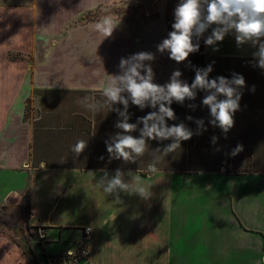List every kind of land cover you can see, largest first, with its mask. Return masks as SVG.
Segmentation results:
<instances>
[{"label": "crops", "instance_id": "crops-1", "mask_svg": "<svg viewBox=\"0 0 264 264\" xmlns=\"http://www.w3.org/2000/svg\"><path fill=\"white\" fill-rule=\"evenodd\" d=\"M122 1L0 0V202H27L26 222L40 233L45 254L52 255L46 249L55 244L62 249L75 243L72 249H62L68 254L85 245L87 256L77 264L264 263V224L258 223L264 215L257 219L254 214L238 213L232 198L223 193L220 199V185L204 184L212 189L209 198L204 193L187 197V190L200 183L176 176L190 173L167 168L153 175L140 174L142 169L134 166H73L58 156V144L51 146L53 136L91 135V121L83 123L81 118L72 129V116L83 117L76 112L43 120L35 110L41 108L38 102H46L47 94L61 100L102 93L101 84L108 82L109 75L120 73L121 58L153 53L154 83H168L173 71L179 70L180 79L189 84V57L177 63L167 51H157L169 34L164 2L155 5L156 18L151 21L132 28L124 17L111 16L120 23L110 37L94 30L100 20L89 18L98 9ZM212 29L205 32V40ZM205 50L213 57L254 59L258 46H238L234 33H229ZM11 54L21 58L11 60ZM30 101L35 113L28 120L25 108ZM74 145L64 143L62 148ZM117 169L125 173L126 182L133 180L127 175L131 170L150 184L152 197L143 200L121 192V202L116 203L115 196L105 193L97 182L104 171L113 176ZM86 182L90 186H82ZM75 216L85 222H70ZM85 228H91L88 236ZM72 235L76 238L71 239ZM23 250L0 239V264H29ZM34 260V264H46L42 256Z\"/></svg>", "mask_w": 264, "mask_h": 264}, {"label": "clouds", "instance_id": "clouds-1", "mask_svg": "<svg viewBox=\"0 0 264 264\" xmlns=\"http://www.w3.org/2000/svg\"><path fill=\"white\" fill-rule=\"evenodd\" d=\"M119 23L120 21L115 22L111 16H105L95 23L93 28L107 38L113 34ZM212 25L216 27L204 41L207 46H214L217 42H222L229 33H234L238 46L245 44H250L254 48L258 46L253 58L257 61V66L264 69V0H180L174 9V23L171 26L173 30L157 45V51L160 53L167 51L171 60L177 63L184 62L190 54L199 51L198 41ZM194 37L196 43H193ZM214 50L218 51L216 48ZM154 60L155 55L150 52H139L121 58L120 73L109 75L108 82L101 84L103 99L89 102V98L84 97L81 101L85 107L94 111L108 108L119 116L115 123L118 131L110 140L105 141L110 159L136 163L137 158L149 150L150 140L161 142L171 140L172 142L165 145L162 150L154 151L168 155L180 149L181 142L190 140L194 134L200 135L206 131L202 119L194 121L197 125L195 133L184 123L172 126L167 124L168 120L176 119L171 107L173 102L183 105L186 100L194 101L197 90L206 93L202 104L210 110L212 119L209 123L213 127H219L227 134L234 126V114L240 110L242 97L240 89L245 87L242 75L234 73L230 80L223 76L209 79L213 67L208 65L203 69H194L195 78L191 85L180 79L182 73L179 70L173 71L168 83L159 85L154 83L155 73L150 63ZM129 103L141 110L150 107L153 111L138 118L136 123H130ZM114 105H122L123 110L114 108ZM188 107L195 110L196 105L189 104ZM186 119L193 121L191 116ZM138 125H143L139 130V138L132 135L137 131ZM216 142L217 138L212 137V143ZM87 147L88 141L81 139L75 143L71 151L79 156ZM242 151L243 145L238 144L232 150L231 156L234 157ZM159 159L156 157L148 165L147 171L150 174L154 175L159 171L157 168ZM127 175L133 177L131 182L125 181V173L120 169H117L113 176L104 171L97 184L105 193L114 195L116 203L121 202V192L138 195L143 200L152 197L150 184H146L131 170ZM88 230L91 231V228Z\"/></svg>", "mask_w": 264, "mask_h": 264}, {"label": "rangeland", "instance_id": "rangeland-1", "mask_svg": "<svg viewBox=\"0 0 264 264\" xmlns=\"http://www.w3.org/2000/svg\"><path fill=\"white\" fill-rule=\"evenodd\" d=\"M169 0H124L118 4H113L105 8L98 9L89 20H101L105 16H114L117 18L124 17L133 26L139 24L141 21L148 22L153 20V15L155 13V5L158 2H164L167 5ZM167 7V6H166ZM75 24V23H74ZM212 26L210 27V30ZM218 71V77L225 75L223 77L227 79H232L233 74L242 75L245 79V87L240 89L242 92V97L240 100V105L248 103L244 99L246 94H250L252 98L256 99L257 104H246L245 106L259 108L263 104L257 101L258 95L264 93V69H260L257 66V61L252 58H231L228 61L215 62ZM254 86V91H253ZM84 97L89 98V102H93L96 96L95 93H87L83 95H75V97L67 99H56L55 95L47 94L43 96V99L47 98L46 102L43 104L38 102V107L35 110L43 115V120H52L56 115L60 114V117L68 115L70 113L76 112L80 113L83 118L89 119L93 130L91 135H80L75 137L63 136V139L53 136L51 141V146L58 144V154L59 157L66 159L68 163L73 166L76 165H95L99 164L101 166H134L136 168L142 169L140 174H149L147 171V166L152 163V161L159 157V162L157 163V168L167 169L172 168L176 164L175 154L181 149H177L175 152L168 155H163L162 153H155L156 149H163L164 143L170 144L172 141H155L150 140L149 150L139 158H137L136 163H125L122 160L110 159L109 154L106 150L105 141L110 140L111 136L115 134V131L110 127L115 125L118 119V115L115 111H110L108 108H103L100 111H94L84 106L81 103ZM102 97V96H99ZM204 97H196L194 101L187 100V107L189 104H195V110L190 109V116L193 117V121H189L188 128H190L194 133L197 131V125L194 122L197 119H202L204 121V127L207 129L203 131L200 135H193V137L188 141H183V143L191 144L189 149L190 156L192 155V164L194 167L201 168H212L218 169V172H195L189 175H177V179L188 180L199 182L200 185H196V188L187 190V197L202 196L210 197L209 189L204 186V184L212 183L220 185L221 193L230 197L233 203L237 207L236 211L238 213L254 214L255 216L264 215V112L259 111L257 113H250L244 109L241 110L239 115L234 116V126L230 131L225 134L219 127H213L209 121L212 119L210 116V110L202 104ZM246 100V99H245ZM248 100V98H247ZM252 102V101H251ZM35 105V103H34ZM67 106V108H55L56 106ZM120 110H123V106L120 105ZM26 119L30 120L34 117V108L32 102H28L26 105ZM158 110V109H157ZM129 114L136 113L137 117H131L134 121L138 118L146 116L148 113L153 111L152 108L147 107L143 110L139 109L137 106L129 103ZM133 111V112H132ZM60 112V113H59ZM243 113V114H242ZM179 117L176 116L175 120H168L167 124L169 126L176 125L179 121ZM253 123V125L251 124ZM36 126V123H35ZM143 127V125H141ZM106 136L107 139L103 140ZM212 137L217 138L215 144L212 143ZM139 138V137H137ZM88 141L87 149L81 153L79 156L66 147L64 150L62 146L65 144H70L71 142H77L78 140ZM164 142V143H163ZM196 144V146H193ZM241 144L243 145V151L236 156H231V152L235 147ZM62 149V150H61ZM60 150V151H59ZM63 151V152H62ZM103 157V159H101ZM190 161V159H189ZM79 163V164H78ZM176 168H181L180 166ZM226 171L230 173H247L250 175H232L225 174ZM261 172V174H254ZM253 173V174H252ZM81 183L84 180H78ZM82 186H90L89 182L82 184ZM220 190V189H219ZM88 193V191H87ZM227 200V204H229ZM7 204V203H6ZM0 202V239L1 241L16 245L21 250L24 246L28 245L32 253L35 255L36 261L37 257L42 256L46 264H71V256L68 251L62 249H72L76 244L71 243L61 249L58 245H51L47 247L46 252L52 255L45 254L43 240L40 238V233L34 227H29L27 221V202H20L19 200L10 199L7 205ZM228 211H226L227 213ZM231 212V209L230 211ZM234 215L233 213H231ZM78 217H73L70 222L77 221ZM79 222H85L83 219H78ZM259 224H264V220L259 219ZM264 228V225L262 226ZM71 239H75L76 235L70 236ZM61 250V251H60ZM79 249H73L71 253L74 255H80ZM60 251V252H59ZM59 253V254H58ZM56 254V255H55ZM242 258L244 259L245 253L243 252ZM26 256V260L29 264H34V259ZM85 259V256H81ZM45 258V259H44ZM65 260V261H64ZM64 261V262H63ZM264 264V263H262Z\"/></svg>", "mask_w": 264, "mask_h": 264}, {"label": "trees", "instance_id": "trees-1", "mask_svg": "<svg viewBox=\"0 0 264 264\" xmlns=\"http://www.w3.org/2000/svg\"><path fill=\"white\" fill-rule=\"evenodd\" d=\"M179 2H180V0H169L167 2V8H166V14H165V24H166V27H167L169 33L173 30L171 26L174 23V9L176 8V6L178 5ZM155 18H156V15H153L152 19H155ZM204 41H205V33L203 34L202 37H200V39L198 41L199 45H200L199 51L189 55V67H188V70L186 71V75L188 76V79H189V85H191V83L194 81V78H195L194 69L195 68L203 69V68H206L208 65H212L213 71L209 74V79H214V78L218 77V75H217L218 68L215 65L216 64L215 62H219V61L225 62V61L231 60V58H222V57L209 56L208 53L205 50V46L206 45H205ZM196 42L197 41H196V39L194 37L193 38V43H196ZM9 58L11 60H16V59H20L21 57H19V55H12L11 54V55H9ZM225 75H223V76H225ZM95 95L98 96V97L93 99L94 102L96 100H102L103 99V97H99V96H102L101 93H95ZM205 95H206V93L204 91L197 90L196 97H204ZM247 98H248V100H247ZM221 99H223V97H221ZM245 99H244V101L248 102L246 104H249V106H251L250 104H257L256 99L252 98V96L250 94H248V93L246 94ZM257 101L259 103L263 104L262 107H259V108L248 107V106H245L246 104H244V102H243V105L241 104L240 106H243L246 109H244L243 107H240V110H238L234 114V116L239 115V113L243 109H244L243 110L244 112L246 110L247 112H249V114L250 113H257L259 111H263L264 112V93H261V95H258ZM186 104H187V100L184 102L183 105L178 104L176 102H173V104L171 105L175 115L177 117H179L178 118L179 121L176 123V125H178L180 123H184L185 125H188V123H189V120H187L186 117L190 116V111H189V108L187 107ZM113 107L121 109L120 105H114ZM138 112L131 113V117H137L139 115V114L136 115ZM81 118H82V122L85 123V118H83V117H81L79 115H73L72 116V121L70 122V125L72 126V129H75L77 124H79L78 122H81ZM118 120H119V116H118L117 121ZM129 122L130 123H136L137 121H134V119H130ZM251 124L253 125V123H251ZM141 128H142V126L138 125L137 131L132 133V135L135 136V137H139V130ZM112 129L115 131V133L118 131L115 128V125L112 126ZM81 132H85V131H81ZM86 133H88V131ZM105 139L106 138H104V140ZM189 143L186 142V143L181 144L182 150H180L179 152H177L175 154L176 164L174 165V167L172 166L171 169L173 171H176L177 173H195V172H205V173L210 172L211 173V172H218V169H212V168L204 169V168H201V167L200 168L199 167H194L193 164H192V162H193L192 155L190 156V154H189V149H190V146H191V144H189ZM163 145H166V143H164ZM193 146H196V144H194ZM33 157L36 158V155H34ZM189 159H190V161H189ZM46 164H47V166L49 165L47 162H46ZM178 166H180L181 168H176ZM109 168H113V167H109ZM225 174H232V175H239V176L240 175H250V174H247V173H238V172L237 173L236 172L235 173H230L229 171H226ZM254 174H261V172H257V173H254ZM262 174H264V173H262ZM27 213H29L28 205H27ZM23 252H24L25 255L28 254L29 257L33 258V254L31 253L29 248L24 249ZM80 260H81V258H80Z\"/></svg>", "mask_w": 264, "mask_h": 264}, {"label": "built area", "instance_id": "built-area-1", "mask_svg": "<svg viewBox=\"0 0 264 264\" xmlns=\"http://www.w3.org/2000/svg\"><path fill=\"white\" fill-rule=\"evenodd\" d=\"M89 228H85L84 229V234H85V236H88L89 235V233H90V231L88 230ZM78 252L80 253V255H74V254H72V253H70V256H71V261H70V263L71 264H77L79 261H80V258L82 259V257L81 256H87V250H86V247H85V245H79V247H78Z\"/></svg>", "mask_w": 264, "mask_h": 264}]
</instances>
